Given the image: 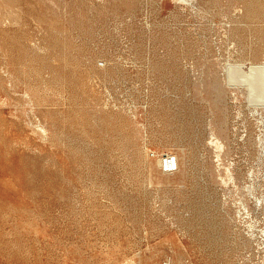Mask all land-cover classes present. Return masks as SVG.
<instances>
[{"label":"rangeland","instance_id":"374dc122","mask_svg":"<svg viewBox=\"0 0 264 264\" xmlns=\"http://www.w3.org/2000/svg\"><path fill=\"white\" fill-rule=\"evenodd\" d=\"M0 264H264V0H0Z\"/></svg>","mask_w":264,"mask_h":264},{"label":"bare ground","instance_id":"6f19581e","mask_svg":"<svg viewBox=\"0 0 264 264\" xmlns=\"http://www.w3.org/2000/svg\"><path fill=\"white\" fill-rule=\"evenodd\" d=\"M240 2H241V0H240ZM244 4V3H243ZM245 10V9H244ZM237 14H238V12H237ZM240 14V13H239ZM240 16V15H239ZM243 16V15H242ZM241 21V20H240ZM260 25V24H259ZM243 26V25H242ZM260 47V46H259ZM250 83V82H249ZM254 86V85H253ZM242 104V103H241ZM243 105V104H242ZM241 110V109H240ZM207 147H208V145H207ZM223 151V150H222ZM190 153V152H189ZM215 155V154H214ZM213 155V156H214ZM224 162V161H223ZM234 164V163H233ZM232 165V164H231ZM224 171V170H223ZM222 175V174H221ZM223 181V180H222Z\"/></svg>","mask_w":264,"mask_h":264}]
</instances>
